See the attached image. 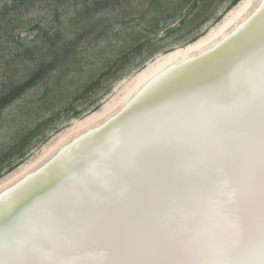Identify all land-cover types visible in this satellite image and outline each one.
<instances>
[{
	"label": "snow or ice",
	"instance_id": "snow-or-ice-1",
	"mask_svg": "<svg viewBox=\"0 0 264 264\" xmlns=\"http://www.w3.org/2000/svg\"><path fill=\"white\" fill-rule=\"evenodd\" d=\"M197 72L194 95L119 124L123 198L62 180L23 211L0 197V264H264V9ZM70 169L101 191L90 156ZM218 184L231 195L209 208Z\"/></svg>",
	"mask_w": 264,
	"mask_h": 264
},
{
	"label": "rangeland",
	"instance_id": "rangeland-1",
	"mask_svg": "<svg viewBox=\"0 0 264 264\" xmlns=\"http://www.w3.org/2000/svg\"><path fill=\"white\" fill-rule=\"evenodd\" d=\"M245 1L0 0V187Z\"/></svg>",
	"mask_w": 264,
	"mask_h": 264
},
{
	"label": "bare ground",
	"instance_id": "bare-ground-1",
	"mask_svg": "<svg viewBox=\"0 0 264 264\" xmlns=\"http://www.w3.org/2000/svg\"><path fill=\"white\" fill-rule=\"evenodd\" d=\"M262 9L264 0H246L233 17L208 39L162 60L109 111L71 131L34 165L0 187V197L24 193L19 201L23 211L33 199L42 198L53 181L62 180L76 195L96 198L104 193L123 198L126 192L113 184L108 167L122 148L117 132L119 124L141 110L150 109L154 101L166 103L174 98L194 95L207 81V75L197 70L209 67L212 58L245 30ZM85 155L91 158L90 175L100 192H82L83 180L75 170L70 169L74 161ZM230 195L231 192L223 184H218L214 194L207 196L208 207L214 206L212 202L216 197L227 199Z\"/></svg>",
	"mask_w": 264,
	"mask_h": 264
}]
</instances>
